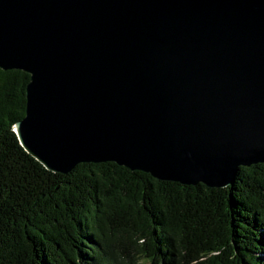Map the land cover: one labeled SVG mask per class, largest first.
<instances>
[{"label": "water", "instance_id": "1", "mask_svg": "<svg viewBox=\"0 0 264 264\" xmlns=\"http://www.w3.org/2000/svg\"><path fill=\"white\" fill-rule=\"evenodd\" d=\"M0 69L30 76L20 146L226 188L264 163V0H0Z\"/></svg>", "mask_w": 264, "mask_h": 264}, {"label": "trees", "instance_id": "2", "mask_svg": "<svg viewBox=\"0 0 264 264\" xmlns=\"http://www.w3.org/2000/svg\"><path fill=\"white\" fill-rule=\"evenodd\" d=\"M29 79L0 69V264H264V163L218 189L113 162L52 173L13 132Z\"/></svg>", "mask_w": 264, "mask_h": 264}, {"label": "rangeland", "instance_id": "3", "mask_svg": "<svg viewBox=\"0 0 264 264\" xmlns=\"http://www.w3.org/2000/svg\"><path fill=\"white\" fill-rule=\"evenodd\" d=\"M139 264H148V262H147V261H144V260H141V261L139 262Z\"/></svg>", "mask_w": 264, "mask_h": 264}]
</instances>
